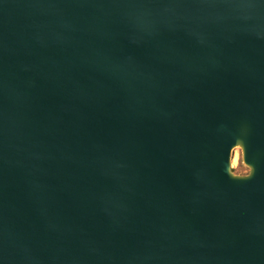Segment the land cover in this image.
<instances>
[{
	"label": "water",
	"instance_id": "95a60500",
	"mask_svg": "<svg viewBox=\"0 0 264 264\" xmlns=\"http://www.w3.org/2000/svg\"><path fill=\"white\" fill-rule=\"evenodd\" d=\"M0 264H264V0H0Z\"/></svg>",
	"mask_w": 264,
	"mask_h": 264
},
{
	"label": "clouds",
	"instance_id": "9594fccd",
	"mask_svg": "<svg viewBox=\"0 0 264 264\" xmlns=\"http://www.w3.org/2000/svg\"><path fill=\"white\" fill-rule=\"evenodd\" d=\"M241 148L244 150V152H241ZM241 148H237L236 150L238 152H240L241 155L243 156L246 153V151H245V147H244V145L242 143H241ZM116 167H123V165L122 164H117ZM234 168L235 167H233V163H232L231 168L229 167V164H228L227 173L232 178H236V179L249 178L253 174V167L250 164H248V167H246L243 172H241L239 170L233 171Z\"/></svg>",
	"mask_w": 264,
	"mask_h": 264
},
{
	"label": "snow or ice",
	"instance_id": "6c2138e0",
	"mask_svg": "<svg viewBox=\"0 0 264 264\" xmlns=\"http://www.w3.org/2000/svg\"><path fill=\"white\" fill-rule=\"evenodd\" d=\"M240 159H241V153L238 152L237 150H234L233 161H232L233 167L237 166Z\"/></svg>",
	"mask_w": 264,
	"mask_h": 264
},
{
	"label": "rangeland",
	"instance_id": "374dc122",
	"mask_svg": "<svg viewBox=\"0 0 264 264\" xmlns=\"http://www.w3.org/2000/svg\"><path fill=\"white\" fill-rule=\"evenodd\" d=\"M242 152V151H241ZM233 161V160H232ZM247 166L243 163V159H242V155H241V159L240 161L238 162L237 166L233 169L234 171H241L243 172L244 169L246 168Z\"/></svg>",
	"mask_w": 264,
	"mask_h": 264
}]
</instances>
